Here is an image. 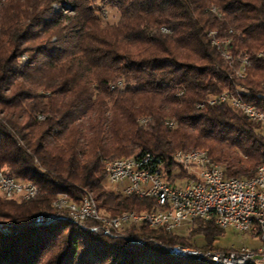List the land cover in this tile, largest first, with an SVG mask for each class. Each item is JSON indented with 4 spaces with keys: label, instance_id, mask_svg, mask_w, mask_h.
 I'll return each instance as SVG.
<instances>
[{
    "label": "trees",
    "instance_id": "16d2710c",
    "mask_svg": "<svg viewBox=\"0 0 264 264\" xmlns=\"http://www.w3.org/2000/svg\"><path fill=\"white\" fill-rule=\"evenodd\" d=\"M224 90L264 111V0H0V170L38 187L0 194V264H219L169 250L197 234L234 249L216 244L214 220L113 236L57 218L53 202L91 191L109 215L155 206L104 183L105 160L144 153L175 166L173 151L199 149L226 176H254L264 129L208 102Z\"/></svg>",
    "mask_w": 264,
    "mask_h": 264
},
{
    "label": "built area",
    "instance_id": "2783aa9c",
    "mask_svg": "<svg viewBox=\"0 0 264 264\" xmlns=\"http://www.w3.org/2000/svg\"><path fill=\"white\" fill-rule=\"evenodd\" d=\"M243 60L248 61L247 58ZM208 99L210 104H230L264 129V111L243 97L234 96L231 90L221 91L214 98ZM167 123L173 127L176 121ZM181 152H190V159H181ZM171 157L175 166H170L165 159L151 153L121 156L120 161L116 162L105 160L107 179L119 186L123 194L136 193L155 199V206L145 209L148 211V218L134 215L123 216L116 222L102 221L99 215L91 214L89 207H81V197L91 199L86 192L78 199L66 193L61 194L62 203H69L70 211L55 216L75 217L90 230L113 236L122 234L127 225L140 222L148 224L149 221L172 226L191 223L195 219H210L222 228L238 229V226H247V231L252 234L253 229H260L261 245L229 251L177 245L169 250L191 253L226 264H264V222L256 221V214H264V162L260 164L258 176L249 178L226 176L222 164L213 159L199 157L197 151L190 149H177L171 153ZM153 159H160L159 168H152ZM181 168L184 174L180 175ZM37 192L38 187L33 183L0 172V194L29 199L30 194ZM152 208H159V215H152Z\"/></svg>",
    "mask_w": 264,
    "mask_h": 264
},
{
    "label": "rangeland",
    "instance_id": "374dc122",
    "mask_svg": "<svg viewBox=\"0 0 264 264\" xmlns=\"http://www.w3.org/2000/svg\"><path fill=\"white\" fill-rule=\"evenodd\" d=\"M98 3H99V1H98ZM100 7H101V10L99 11V13L103 17L105 22L114 23V22L118 21L120 13H119L117 8L112 7V6H100ZM104 183H105V186L108 189H110V190L118 191L120 189L119 186H117L115 184H112L108 179L105 180ZM86 193L92 194V196L94 198L95 206L97 205L96 209L99 210V211L97 210L98 213H100L103 216L106 215L107 217H112V218L114 216H116V215H111V214L109 215V214L103 212L98 207V204L96 202V199H95L93 193L91 191H86ZM1 195L7 197L6 194H1ZM8 198H12V197H8ZM61 202H62V195L60 194L53 202V205L56 207V210L66 211L67 208H70L68 203H67V205H64L63 207H59L60 206L59 204H58L59 206H57V203H61ZM125 211L135 212L136 210H125ZM125 211H122V213L125 212ZM142 211H144V210H142ZM142 211H136V212L140 213ZM121 214L119 213V216ZM119 216L117 214L116 217H119ZM0 226H2V222L1 221H0ZM188 227H189V224L185 223V224H183V225H181V226H179V227H177V228H175L173 230H175L176 232H178L180 234H184L185 235V234L188 233V230H189ZM191 240L193 242V245L188 244V245H184V246H193V247H200V248L205 249L204 247H202L203 246V242H204V238H203L202 234L194 235L191 238ZM261 243H262V239H261L260 236L254 235V234H252L249 231H240V230H238V229H236L234 227L225 228L224 232L219 236L218 240L216 241V244L221 246V247H235L237 249H240V248L246 247V246H248V247H257V246L261 245ZM177 245H182V244H177ZM177 245L172 246V248L176 247ZM171 252H173V251H171ZM175 253H177V252H175ZM191 256H193V255H191Z\"/></svg>",
    "mask_w": 264,
    "mask_h": 264
},
{
    "label": "bare ground",
    "instance_id": "6f19581e",
    "mask_svg": "<svg viewBox=\"0 0 264 264\" xmlns=\"http://www.w3.org/2000/svg\"><path fill=\"white\" fill-rule=\"evenodd\" d=\"M25 57L26 56L24 55L23 58H25ZM119 84H122V82H119ZM233 95L234 96H239V95H236V94H233ZM214 97L215 96H212L210 98H214ZM239 97H241V96H239ZM208 102H209V99H208ZM190 151H197V154H199V157H203L204 159H211L207 155V153L205 151H203V150L193 149V150H190ZM120 159L121 158H114V159L107 160V161H109V162H116V161H120ZM181 159H190V152H181ZM159 166H160V159H156V161H155V159H153L152 160V168H159ZM259 169H260V166L257 168L255 175L252 176V177H249V178H256L258 176V170ZM0 172H4V171L0 170ZM109 181L111 182V179H109ZM34 195L35 194H30V198L33 197ZM6 196L7 197H12V194H6ZM87 196L91 197V199L88 200V197H83L81 199V207H89V209L91 211V214L92 215H99L101 217V220L102 221L116 222L118 220V218H121L123 216H134V215L137 216V217H139V218H148V211L147 210H144V211H142L140 213H137L136 211L135 212L125 211L123 213L121 212L122 214L120 213L121 214L120 216L118 214L119 217H116L117 216L116 215L113 218L112 217H107L106 215L103 216V215H101L100 213L97 212V210H98V209H96V206L97 205L95 206V202H94V198H93L92 194L87 193ZM57 204L60 205V206L58 205L59 207H63L64 205H67V203H62V202L61 203H57ZM68 205L70 207V204L69 203H68ZM68 211H70V208H67V211L66 212H68ZM66 212H61V210H60V212H58L57 215H64V214H66ZM152 215H159V209H155V208L152 209ZM60 218L61 219L71 220L74 223H77L81 227H86V225H83L82 223H80V221L78 219H75V217H60ZM256 221L257 222H264V214H256ZM148 225H150L152 227H155V228H164V229H167V230H173V229L181 226V224H173L171 226L168 223H159V221H149L148 222ZM238 230H240V231H247V226H238ZM92 231L97 232L96 230H92ZM253 234L260 236V229H253ZM175 252L181 253V252H178V251H175ZM182 254L193 255L191 253H182ZM217 263H219V264H226V263H221V262H217ZM249 263L257 264V263H253V262H244V263H239V264H249Z\"/></svg>",
    "mask_w": 264,
    "mask_h": 264
}]
</instances>
